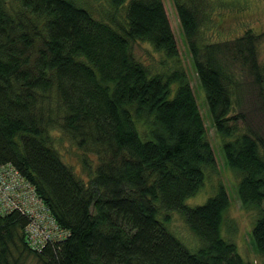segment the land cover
<instances>
[{
  "label": "trees",
  "instance_id": "trees-1",
  "mask_svg": "<svg viewBox=\"0 0 264 264\" xmlns=\"http://www.w3.org/2000/svg\"><path fill=\"white\" fill-rule=\"evenodd\" d=\"M10 1L0 0V167L33 187L62 236L32 249L29 218L0 214V264H245L220 234L222 186L185 205L215 159L162 0ZM172 2L238 199L257 211L250 237L264 258V140L233 113L235 65L264 98L258 36L203 44L213 0ZM139 43L160 54L156 72L135 57ZM62 139L85 177L63 159ZM172 214L195 251L167 230Z\"/></svg>",
  "mask_w": 264,
  "mask_h": 264
},
{
  "label": "rangeland",
  "instance_id": "rangeland-1",
  "mask_svg": "<svg viewBox=\"0 0 264 264\" xmlns=\"http://www.w3.org/2000/svg\"><path fill=\"white\" fill-rule=\"evenodd\" d=\"M7 1L11 2L10 0ZM75 1L82 7H86L85 3L92 2V0ZM162 3L177 43L182 67L187 74L203 121L206 138L215 159L214 168L205 170L203 186L194 196L185 201V205L188 207L203 205L209 198L215 196L218 189L222 186L227 194L229 206L222 215L221 237L236 246L237 252L245 264H264V258L255 251L250 237L257 217V211L244 209L238 199L236 187L239 179L225 164L222 143L212 124L207 109L205 93L194 71L175 7L172 0H162ZM208 18L210 20L201 28L202 36L205 38L203 44L233 41L242 37L247 31H251L258 36L256 42L258 64L264 65V0H213ZM133 52L136 58L147 65H151L153 71L156 72L159 69L157 64L160 54L157 52L156 54L153 53L147 44L139 43L135 45ZM234 69L239 74L241 94L237 99L235 98L233 113L243 116V121L240 123L241 126L246 123L257 131L264 140V98L261 99L258 88L252 84L251 78L238 68V65H235ZM175 91L176 84H173L171 86V97ZM56 146L65 162L79 176L85 177L86 173L81 166L80 152L74 145L66 139H62ZM17 204L21 205L22 202L19 201ZM36 211L39 213L38 206L30 209L37 221L35 224L37 231H41V228L46 229V232L54 231L48 218H43V216L37 218L35 216ZM166 228L189 250L195 251L198 248L199 241L197 237L190 232L179 215L172 214L169 217V223Z\"/></svg>",
  "mask_w": 264,
  "mask_h": 264
},
{
  "label": "built area",
  "instance_id": "built-area-1",
  "mask_svg": "<svg viewBox=\"0 0 264 264\" xmlns=\"http://www.w3.org/2000/svg\"><path fill=\"white\" fill-rule=\"evenodd\" d=\"M19 201L22 202L21 205L17 204ZM37 206L39 213L36 211L35 216L37 218L42 216L43 218H48L54 231L46 232L44 228H41V231H37L35 226L36 218L30 212V209ZM14 210L20 211L29 218L25 234L26 242L32 249L39 250L48 240H57L62 236V232L36 196L33 187L23 180L12 167H0V214H6Z\"/></svg>",
  "mask_w": 264,
  "mask_h": 264
}]
</instances>
